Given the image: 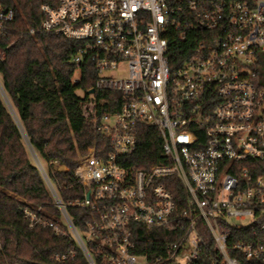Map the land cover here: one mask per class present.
I'll return each instance as SVG.
<instances>
[{"label":"built area","instance_id":"built-area-1","mask_svg":"<svg viewBox=\"0 0 264 264\" xmlns=\"http://www.w3.org/2000/svg\"><path fill=\"white\" fill-rule=\"evenodd\" d=\"M41 9L29 31L79 41L73 62L94 64L95 92L112 93L91 118L106 142L76 167L88 189L73 203L90 211L84 232L37 157L90 264H264V0H56ZM14 16L0 1V34ZM25 214L31 226L53 225ZM138 226L170 229L164 252H142Z\"/></svg>","mask_w":264,"mask_h":264},{"label":"trees","instance_id":"trees-1","mask_svg":"<svg viewBox=\"0 0 264 264\" xmlns=\"http://www.w3.org/2000/svg\"><path fill=\"white\" fill-rule=\"evenodd\" d=\"M0 1L15 12L13 20L5 24V34H0V49L5 51V57L0 58V264H90L30 148L74 225L84 232L90 211L73 203L83 199L88 189L79 181L76 167L91 146L106 142L92 123L94 110L89 103L94 102L97 109L98 101L112 93H90L97 78L91 62L83 64L81 76L75 78L79 67L72 58L79 41L52 32L29 31L40 27L42 5L56 0ZM258 57L257 70L264 80V52H258ZM113 94L121 99L118 93ZM52 160L69 169L54 168ZM176 193L182 196L180 190ZM26 208L38 211L53 225L31 226ZM54 225L65 232H58ZM136 235L142 252L159 255L171 231L138 226ZM58 255L66 257L54 258ZM97 261L108 264L102 257Z\"/></svg>","mask_w":264,"mask_h":264},{"label":"rangeland","instance_id":"rangeland-1","mask_svg":"<svg viewBox=\"0 0 264 264\" xmlns=\"http://www.w3.org/2000/svg\"><path fill=\"white\" fill-rule=\"evenodd\" d=\"M80 76H81V70L78 68V70L76 71V74H75V78H79ZM0 90L3 92L1 83H0ZM79 92L82 93V91H79ZM89 105H90L91 109L95 110V103L94 102L89 103ZM30 149H31L30 151H31L32 156L35 158V160H37L36 153L32 150V148H30Z\"/></svg>","mask_w":264,"mask_h":264},{"label":"water","instance_id":"water-1","mask_svg":"<svg viewBox=\"0 0 264 264\" xmlns=\"http://www.w3.org/2000/svg\"><path fill=\"white\" fill-rule=\"evenodd\" d=\"M95 92V89L94 88H92L91 90H90V93H94ZM88 197L90 196V193H88V195H87Z\"/></svg>","mask_w":264,"mask_h":264}]
</instances>
